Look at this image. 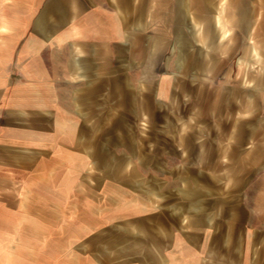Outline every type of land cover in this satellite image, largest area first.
Returning <instances> with one entry per match:
<instances>
[{
	"label": "crops",
	"instance_id": "crops-1",
	"mask_svg": "<svg viewBox=\"0 0 264 264\" xmlns=\"http://www.w3.org/2000/svg\"><path fill=\"white\" fill-rule=\"evenodd\" d=\"M0 264H264V0H0Z\"/></svg>",
	"mask_w": 264,
	"mask_h": 264
},
{
	"label": "rangeland",
	"instance_id": "rangeland-1",
	"mask_svg": "<svg viewBox=\"0 0 264 264\" xmlns=\"http://www.w3.org/2000/svg\"><path fill=\"white\" fill-rule=\"evenodd\" d=\"M146 124H144V126H145Z\"/></svg>",
	"mask_w": 264,
	"mask_h": 264
}]
</instances>
